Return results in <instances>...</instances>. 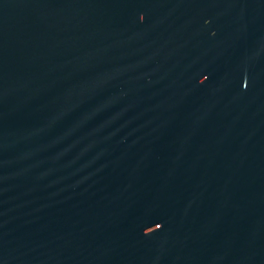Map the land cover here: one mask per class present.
<instances>
[{
    "label": "water",
    "instance_id": "water-1",
    "mask_svg": "<svg viewBox=\"0 0 264 264\" xmlns=\"http://www.w3.org/2000/svg\"><path fill=\"white\" fill-rule=\"evenodd\" d=\"M0 264H264V0H0Z\"/></svg>",
    "mask_w": 264,
    "mask_h": 264
}]
</instances>
